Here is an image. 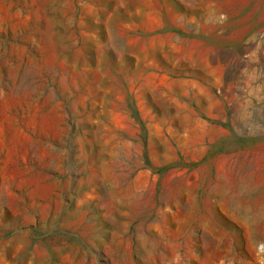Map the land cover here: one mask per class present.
Here are the masks:
<instances>
[{
	"label": "rangeland",
	"instance_id": "rangeland-1",
	"mask_svg": "<svg viewBox=\"0 0 264 264\" xmlns=\"http://www.w3.org/2000/svg\"><path fill=\"white\" fill-rule=\"evenodd\" d=\"M0 264H264V0H0Z\"/></svg>",
	"mask_w": 264,
	"mask_h": 264
},
{
	"label": "crops",
	"instance_id": "crops-1",
	"mask_svg": "<svg viewBox=\"0 0 264 264\" xmlns=\"http://www.w3.org/2000/svg\"><path fill=\"white\" fill-rule=\"evenodd\" d=\"M231 166V165H230ZM244 166V165H243ZM251 174L247 173L244 176H247ZM223 176V179H225V189L224 193L221 197V201L223 202V206H225L228 210L226 211L227 215L229 214L230 216L234 215V213H239V217L245 218L249 223H253L252 220L250 219L249 215H246L242 213L241 211V201L244 199V196L241 194L240 189H239V181L242 177L239 176L236 179V183H233V174L232 173H225ZM225 196V198H224ZM249 198V196H248ZM221 204V205H222ZM235 216V215H234Z\"/></svg>",
	"mask_w": 264,
	"mask_h": 264
}]
</instances>
